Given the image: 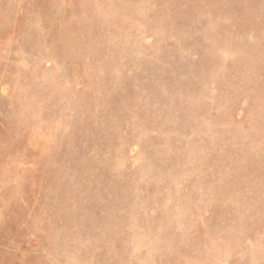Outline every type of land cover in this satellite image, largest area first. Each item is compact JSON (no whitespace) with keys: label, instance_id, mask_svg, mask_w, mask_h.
Returning a JSON list of instances; mask_svg holds the SVG:
<instances>
[{"label":"rangeland","instance_id":"1","mask_svg":"<svg viewBox=\"0 0 264 264\" xmlns=\"http://www.w3.org/2000/svg\"><path fill=\"white\" fill-rule=\"evenodd\" d=\"M0 264H264V0H0Z\"/></svg>","mask_w":264,"mask_h":264}]
</instances>
